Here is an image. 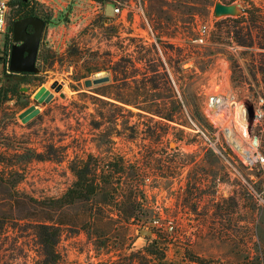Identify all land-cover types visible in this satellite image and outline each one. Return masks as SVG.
<instances>
[{
    "label": "rangeland",
    "instance_id": "374dc122",
    "mask_svg": "<svg viewBox=\"0 0 264 264\" xmlns=\"http://www.w3.org/2000/svg\"><path fill=\"white\" fill-rule=\"evenodd\" d=\"M28 1L47 27L36 70L9 76L0 64V87L21 80L0 103L1 264H43L40 222L59 226L66 264H132L154 239L166 261L264 264V164H247L223 128L243 144L256 135L264 153V0H221L242 3L221 16L219 0H131L117 13L116 0ZM10 5L11 21L22 8ZM100 75L110 78L85 84ZM42 85L49 101L35 97ZM212 96L227 100L215 112ZM121 100L166 101L176 119L141 116ZM31 105L38 112L23 119ZM87 158L123 162L124 178L145 169L133 193L114 183L60 204L77 178L72 166Z\"/></svg>",
    "mask_w": 264,
    "mask_h": 264
},
{
    "label": "trees",
    "instance_id": "16d2710c",
    "mask_svg": "<svg viewBox=\"0 0 264 264\" xmlns=\"http://www.w3.org/2000/svg\"><path fill=\"white\" fill-rule=\"evenodd\" d=\"M17 0H11V2H16ZM21 3V0H19ZM28 1V0H27ZM246 11H250L251 14L255 16V12L247 8ZM262 37L264 38V18L262 19ZM253 29L247 28L245 39L251 40L249 44H253ZM264 45V44H263ZM42 56V53H41ZM128 66L119 64V71L125 74V78H128L127 68ZM107 69L104 66H98L96 69ZM261 71L264 72V63L261 64ZM23 75L28 73H21ZM18 74V75H21ZM13 80V79H12ZM11 80V81H12ZM21 80H15L12 84L3 85L0 87V103L8 96L9 92L17 93L18 86ZM156 83V79L153 80ZM156 85V84H155ZM120 100V99H119ZM124 103L132 104L139 108L138 114L141 116H146L145 112L150 114H156L161 118L166 120H175L177 109L170 106L166 101H132V100H121ZM195 105H197L196 100H191ZM133 112L132 110H130ZM202 112H196L197 118L204 123L205 117ZM139 125V123H136ZM77 178L73 185L60 197L55 198L60 204L72 203L79 198H89L93 193L98 191L105 185H110L114 183L122 184L125 183L129 187L130 192H134L138 187L137 177L140 176L144 167L137 166L133 168V175L129 178H124L125 165L123 162H116L115 160L107 159L101 162L92 163L90 158L82 159L76 165L72 166ZM60 228L57 224L40 222L38 223V235L41 244V256L43 264H66L65 260L62 258L60 252L58 251L57 245L60 236ZM162 242L154 239L148 242L141 249L137 250L135 257L132 259V264H182L181 262L166 261L167 256L165 246L161 245ZM137 257V258H136ZM158 259V261H157ZM190 259L197 261L200 264H205V258L200 255L191 254ZM2 256L0 254V264Z\"/></svg>",
    "mask_w": 264,
    "mask_h": 264
},
{
    "label": "water",
    "instance_id": "95a60500",
    "mask_svg": "<svg viewBox=\"0 0 264 264\" xmlns=\"http://www.w3.org/2000/svg\"><path fill=\"white\" fill-rule=\"evenodd\" d=\"M241 2H223L217 1L214 8V14L216 16L221 15H236L241 11ZM45 23V20L38 15H29L13 24L14 37L16 40H22V42L16 46H13L10 58V68L15 71H34L37 68L36 62L39 51V43L41 37L40 27L35 31H29L28 24L38 25ZM40 26V25H39ZM109 75H100L94 78H86L85 84L91 85L93 83H100L109 80ZM62 82L58 80L54 81L51 85L55 90L61 89ZM53 91L42 85L36 92L35 97L40 101H49L53 97ZM246 110H248L250 116H255V108L252 103L248 101L240 102ZM38 108L35 105L28 106L21 114L23 119H27L31 115L38 112Z\"/></svg>",
    "mask_w": 264,
    "mask_h": 264
},
{
    "label": "built area",
    "instance_id": "2783aa9c",
    "mask_svg": "<svg viewBox=\"0 0 264 264\" xmlns=\"http://www.w3.org/2000/svg\"><path fill=\"white\" fill-rule=\"evenodd\" d=\"M10 4H11V0H0V64H2V66H5L7 68H9L10 66V58H11V53H10L11 47L10 46L8 47L6 45V40L8 36L10 37L12 36V33L9 29L10 9H11ZM131 6H133V2L131 0H116L114 4V11L116 13L123 12L125 8L130 9ZM206 30H207V25L203 24L200 27V36L197 39L203 40L204 39L203 35ZM214 97L215 96H212L208 102V108L209 110H212V112H215V110L218 109L220 105H223L220 104L221 101H227L226 99H223L220 102H218L217 100L214 99ZM216 119L218 122L223 123V118L222 120L220 119V117H217ZM223 128H224V132L225 133L228 132L227 134L229 135L231 130L228 127L226 128L223 127ZM231 140L232 141L230 140L229 141L239 150V152L243 157V160H245L247 164L252 163L254 161L264 164V153L260 150V143L256 135L250 136L246 144H243L239 140H237L239 144H242L241 146L237 142H234L233 139ZM170 227H173V225L171 224Z\"/></svg>",
    "mask_w": 264,
    "mask_h": 264
},
{
    "label": "flooded vegetation",
    "instance_id": "af4514ba",
    "mask_svg": "<svg viewBox=\"0 0 264 264\" xmlns=\"http://www.w3.org/2000/svg\"><path fill=\"white\" fill-rule=\"evenodd\" d=\"M30 7L31 4L29 3V1L27 0H21V11L16 15V17H12L11 21H10V25H9V28H10V31L12 33V36H8L7 40H6V45L9 47H11V51L10 53L12 52V48L13 46H16L18 44H20L22 42V40H16L15 37H14V30H13V24L15 21H18V24L20 22L21 19L29 16V15H38L36 14ZM40 16V15H38ZM42 17V16H40ZM43 19H45L44 17H42ZM40 25V26H39ZM40 27V33H41V37H40V43H39V47H40V44L42 42V39L44 37V34H45V31H46V27H47V21L45 20V23H39L38 25H32V24H28L27 28L29 31H35L36 29H38ZM39 53V51H38ZM7 72H8V75L9 76H14V75H18V74H21V73H31L32 71H15V70H12L9 66V68L7 69ZM23 98V97H22Z\"/></svg>",
    "mask_w": 264,
    "mask_h": 264
},
{
    "label": "bare ground",
    "instance_id": "6f19581e",
    "mask_svg": "<svg viewBox=\"0 0 264 264\" xmlns=\"http://www.w3.org/2000/svg\"><path fill=\"white\" fill-rule=\"evenodd\" d=\"M214 99L217 100L218 102H220V101L223 100L224 98H220V97H218V96H215ZM227 103H228V102H227ZM229 136H231V139H233L234 142H237V143L239 144V142L237 141L236 137H234V135H233L232 133H229ZM230 141H231V140H230ZM239 145L241 146L242 144H239Z\"/></svg>",
    "mask_w": 264,
    "mask_h": 264
}]
</instances>
